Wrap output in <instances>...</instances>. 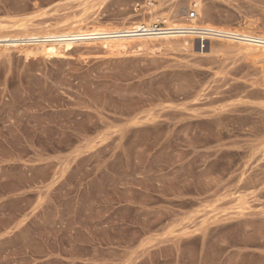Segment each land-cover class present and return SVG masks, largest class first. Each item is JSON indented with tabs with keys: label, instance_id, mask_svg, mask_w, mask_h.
I'll list each match as a JSON object with an SVG mask.
<instances>
[{
	"label": "rangeland",
	"instance_id": "obj_1",
	"mask_svg": "<svg viewBox=\"0 0 264 264\" xmlns=\"http://www.w3.org/2000/svg\"><path fill=\"white\" fill-rule=\"evenodd\" d=\"M190 3L0 0V25L114 29ZM202 4L205 25L264 36V0ZM189 40L0 52V264H264V54Z\"/></svg>",
	"mask_w": 264,
	"mask_h": 264
},
{
	"label": "bare ground",
	"instance_id": "obj_2",
	"mask_svg": "<svg viewBox=\"0 0 264 264\" xmlns=\"http://www.w3.org/2000/svg\"><path fill=\"white\" fill-rule=\"evenodd\" d=\"M189 1L190 6L194 5L193 8L197 13L195 19H190L188 9H184L182 16L176 19L151 13L148 19H143L140 23L136 22L137 24L131 27L124 26L114 29H106L100 22H94L91 25H78L77 22L67 23L55 30H53L54 27H48L52 30L46 27L37 30L32 25L28 26L23 23L12 32L9 28L0 25V52L15 49L29 57L39 55L50 59L64 55V53H73L79 47L86 48L98 44L97 46L107 53L118 54L126 53L133 48H149L152 46L150 41L158 43L159 40L162 41L160 45L163 41L168 45L175 41V44H180L181 48L186 50L191 43L189 39L196 38L197 40H220V42L223 41L227 45L245 51L258 52V55L259 53L264 54V36L250 31H232L205 25L202 0ZM157 22H162L164 27L159 28ZM157 43L154 45L156 46ZM137 122L140 120L137 119Z\"/></svg>",
	"mask_w": 264,
	"mask_h": 264
},
{
	"label": "built area",
	"instance_id": "obj_3",
	"mask_svg": "<svg viewBox=\"0 0 264 264\" xmlns=\"http://www.w3.org/2000/svg\"><path fill=\"white\" fill-rule=\"evenodd\" d=\"M194 10H195V9H194ZM188 16H189V18H190V19H194V18H195V16H196V13H195V11H193V10H192V11H190Z\"/></svg>",
	"mask_w": 264,
	"mask_h": 264
}]
</instances>
